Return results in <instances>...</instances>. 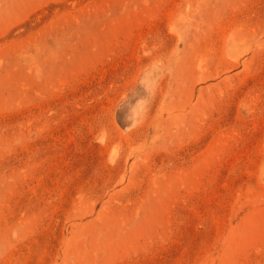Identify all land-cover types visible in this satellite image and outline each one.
<instances>
[{"label":"rangeland","instance_id":"1","mask_svg":"<svg viewBox=\"0 0 264 264\" xmlns=\"http://www.w3.org/2000/svg\"><path fill=\"white\" fill-rule=\"evenodd\" d=\"M0 264H264V0H0Z\"/></svg>","mask_w":264,"mask_h":264}]
</instances>
